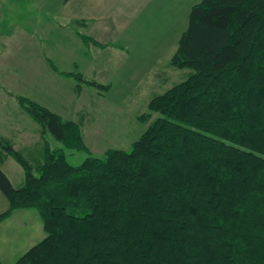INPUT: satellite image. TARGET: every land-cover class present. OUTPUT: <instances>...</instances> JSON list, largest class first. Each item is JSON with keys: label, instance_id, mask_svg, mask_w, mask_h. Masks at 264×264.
<instances>
[{"label": "trees", "instance_id": "1", "mask_svg": "<svg viewBox=\"0 0 264 264\" xmlns=\"http://www.w3.org/2000/svg\"><path fill=\"white\" fill-rule=\"evenodd\" d=\"M170 64L191 72L151 98L130 150L102 157L80 124L16 96L61 145L32 162L0 136L24 175L15 187L0 168V222L36 209L46 232L14 264H264V0L194 5Z\"/></svg>", "mask_w": 264, "mask_h": 264}, {"label": "rangeland", "instance_id": "2", "mask_svg": "<svg viewBox=\"0 0 264 264\" xmlns=\"http://www.w3.org/2000/svg\"><path fill=\"white\" fill-rule=\"evenodd\" d=\"M41 2L42 0L40 2L20 0V3H17L6 0V3H3L0 0V62L4 65L0 67V136L15 144L17 138L20 139L19 134L29 133L26 135L30 139L29 143L33 142L30 147L34 152L29 155L26 151L30 149H26L25 152L20 153L27 160L36 162L40 160L37 154L40 155L44 143H47L51 149L60 145L51 134L41 133L40 136L34 137L36 134L33 133L37 131L39 124L22 109L15 96L30 98L31 101L47 107L50 111L57 112L59 116L61 114L60 117L72 118L70 120H76L74 115L71 116L74 113L69 115L63 111V108L73 107L77 110L79 103L87 100L93 102V106L87 109L89 113L92 110L93 115L84 118L82 130L90 154L102 157L109 149L130 150L132 144L147 128V124L138 121V116L148 111L149 100L182 82L191 72L190 69H181L170 64L177 46L178 35L175 37L168 31L167 39L162 41L158 39L156 43L134 44L138 51L137 53L131 51L129 57H126V66L130 71L127 70L126 75L123 76L114 73L118 68L115 64L118 61L115 59L113 62L112 49L85 50L84 52L88 53L85 60L80 53L82 48L78 49L70 45L67 38L69 36L60 33L54 25L56 22H62L59 13L54 17L55 13L48 11L50 8L44 7ZM13 5H16L19 12H13ZM22 5L25 7L21 8ZM148 31L150 34L152 27L142 23L138 34L144 36ZM83 36L88 38L87 34ZM4 39L9 40L3 41ZM53 41L61 44H52ZM42 46L49 55V50L58 47L57 58L50 62L64 74L81 73L88 81L111 84V87L102 90L82 83L79 98L81 101L71 104V98H77V95H74L77 94L76 89L80 83L72 77L50 79L45 74L44 62L40 61L39 51ZM90 47L95 45L90 44ZM65 50L69 53V57L66 56ZM115 57H118V54H115ZM92 62L96 65L102 63L105 68L110 64L105 70L108 74L91 76L94 74L88 69ZM13 90H17L18 93ZM97 93H104V98L102 96L100 99L95 98ZM66 155L67 161L73 166L80 165L88 157L85 151L67 150ZM0 160L4 161V158L0 157ZM12 163V167L8 165L3 167V170L15 187L20 186L24 177L23 169L15 160ZM7 209V199L0 192V212ZM13 215L15 216L11 218L9 216L0 222V262L3 264H14L31 247L46 237L38 210L26 209Z\"/></svg>", "mask_w": 264, "mask_h": 264}, {"label": "crops", "instance_id": "3", "mask_svg": "<svg viewBox=\"0 0 264 264\" xmlns=\"http://www.w3.org/2000/svg\"><path fill=\"white\" fill-rule=\"evenodd\" d=\"M13 1L20 3V0H12V2ZM37 1L40 2V0ZM201 1L202 0H42L41 3H43L44 7L50 8V10L48 11H50L51 13H55L54 17L59 13V16L62 18V22L57 23L55 21L56 24L54 25L60 33L69 36L67 38L70 45H74L78 49L82 48V51L80 53L83 54L85 60H87L86 57L88 56V53L84 52L85 50H90V48H96L97 50H102L103 48L112 49V56H114L112 60L113 62H115V59L118 61L115 63L117 64L118 68L114 73L122 74L124 76L126 75L127 70L130 71L126 66V57H129L131 51L132 53H137L138 51L134 47V44H138L140 42L156 43L158 39L162 41L163 39H167L168 31H170L175 37H177L178 35L176 40L177 45L180 36L188 26L189 13L192 7L200 3ZM2 2L6 3V0H2ZM41 3H38V5H41ZM24 7L25 6L22 5L21 8ZM32 8H34V6H32ZM13 12H19L16 5H13ZM144 15L145 17H143ZM143 19L147 20L143 21ZM142 23L150 26V28L152 27V31L150 34L149 31L144 36L138 34L139 29L142 27ZM83 34L88 35L89 41L83 39ZM7 40L9 39H4L3 41ZM55 43L61 44L58 41L52 42V44ZM90 44H94L95 47H90ZM130 46L132 47V49ZM49 52L50 55L48 54L46 48L42 46L39 54L40 61H43V65H45V74L48 75L50 79L57 80L59 77L71 78V75H75L73 73L64 74V72H61L62 70H58L54 63L50 62L53 59L57 58L58 47L49 50ZM65 52L66 56L69 57V53H67L66 50ZM115 54H118V57H115ZM75 65L76 64H74V66ZM109 65L110 64H108L107 68H105L102 63L96 65V63L92 62L90 69L88 70L92 74H94L91 76H105L108 74V72H106L105 70L108 69ZM2 66L4 65L0 62V67ZM73 78L74 77H72V79ZM107 85L111 87V84ZM13 91L18 93L17 90ZM81 92L82 88L79 92H77V94L75 93L74 96L77 95V98L75 97V99H73V97H69L73 101H71V104H73L75 101H77V103L81 101L79 100ZM97 94L98 95L95 98L100 99V96L104 98V93ZM90 96L92 95L90 94ZM15 99L17 100L16 96ZM92 106L93 102L86 100L79 103V108H77V110L73 107H64L63 111L65 113L67 112L69 115L71 113H74L71 114V116L74 115L73 117H75L76 120H70L72 118H61L80 124L82 130V125H84L85 123L84 118H88L89 115H93L92 110H90V113L87 112V109ZM37 128V131L33 133V135L36 134L34 135V137H37V135L40 136L41 134V127L37 125ZM26 134L29 133L22 132L21 134H19L18 137L20 139L17 138V143L12 145L14 149L19 152H25L26 149H30L26 152L31 155V152H34L31 148L33 142L31 144L29 143L30 139ZM58 144L61 145L60 143ZM44 148L45 143L44 145H42L40 155L37 154L38 157H43ZM3 158L4 161L0 160V168L3 170V167H7L8 165L9 167H12L11 164H13L12 162H14V159L10 156H4ZM3 172L5 171L3 170ZM25 210L14 211L11 214L10 218L12 216H15L13 214L17 212H24Z\"/></svg>", "mask_w": 264, "mask_h": 264}]
</instances>
